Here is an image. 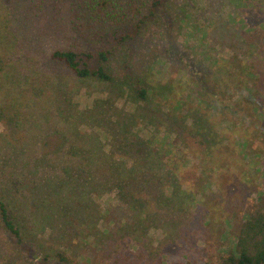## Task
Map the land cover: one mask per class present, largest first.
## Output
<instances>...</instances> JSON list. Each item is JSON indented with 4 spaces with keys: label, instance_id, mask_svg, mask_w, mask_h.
<instances>
[{
    "label": "rangeland",
    "instance_id": "374dc122",
    "mask_svg": "<svg viewBox=\"0 0 264 264\" xmlns=\"http://www.w3.org/2000/svg\"><path fill=\"white\" fill-rule=\"evenodd\" d=\"M0 1L8 12L5 16L0 9V24L9 34L0 77L23 87L0 106L5 110L0 116V200L13 212L25 239L46 237L44 248L67 249L70 264L215 262L229 243L222 238L231 225L264 206V107H252L264 105V95L254 96L249 89L264 83L253 78L240 82L235 72L222 77L215 71L213 80L206 58L231 60L236 56L233 45L241 43L236 52L246 59L249 55L241 52L247 47L244 34L250 29L253 36L264 32V0H167L132 46L110 56L107 68L114 83L79 79L51 54L57 49L97 51L105 44L100 35L110 39L114 29L124 31L134 17L148 12L151 0H139L141 14H128L127 23L110 24L111 29L95 12L77 9L79 0ZM261 35L255 34L259 43L264 41ZM126 61L139 86L151 89L149 101L137 99ZM182 101L186 107L181 105L172 125L169 109ZM123 135L127 147L118 146ZM164 137L172 142L170 155L183 171L175 184L161 173L144 176L140 171L120 189L111 178L116 166L111 172L93 168L92 174L76 167L71 175L78 185H64L55 194L42 184L47 174L31 175L34 160L48 158L57 165L49 174L58 175L60 160L76 164L73 158L88 156L82 148L88 150L91 144L106 156L101 159L92 152V158H112L127 171L136 161L145 163L148 145L162 158L151 141ZM71 144L81 150H69ZM15 156L29 165H5L4 160ZM11 173L20 175L16 179ZM171 183L189 204L161 201ZM66 198L73 202L66 211L72 210L71 217L78 220L70 221L67 231L56 228L58 215L54 211L51 217L41 204L58 205ZM14 244L0 220V264H37ZM53 249L47 251L48 264H62Z\"/></svg>",
    "mask_w": 264,
    "mask_h": 264
},
{
    "label": "trees",
    "instance_id": "16d2710c",
    "mask_svg": "<svg viewBox=\"0 0 264 264\" xmlns=\"http://www.w3.org/2000/svg\"><path fill=\"white\" fill-rule=\"evenodd\" d=\"M125 1L126 0H79L77 9H88L89 12H95V14L99 18L103 19V21H101L103 22V25L108 26L111 29V25L115 26L119 25L120 23H127L129 21L128 14L132 15L133 17L134 15L136 16L138 14H141L139 8L143 6V3H141L139 0H128L127 2ZM166 2L167 0H151L147 8L148 12L141 14L138 19L134 17L135 20H133V23L129 24L124 31L114 29L110 39L104 38L100 35V37L105 40V44L95 52H76L69 49H57L52 52L51 59L62 63L79 79L96 78L97 80L102 82L114 83V79L110 75L109 70L107 68L110 56L115 50L122 46H132V44L141 34L142 29L145 27L148 21L151 20L157 13L163 11ZM127 6L129 7V11H126L125 9ZM1 8L4 9L3 14H5L6 16L8 12L6 5H4L3 2H1L0 4V9ZM81 18L85 20L86 16L81 15ZM88 19L90 18L88 17ZM86 22L87 24L89 23V21ZM5 28L6 27L1 26L0 24V58H3V60L4 57H6L7 55L6 54L3 57L7 44L4 43L9 40V34ZM251 32L252 31L250 29L247 35L244 34L245 44L247 45V47L245 50L241 51L245 57L246 55H249L250 57L248 56L246 59L243 60L238 58L239 53H237L236 51H238V45L241 47V43H236L235 45H233L232 48L236 50L234 52L236 56L231 60L219 63L214 60L211 55H207L206 61H208V65L212 66L214 70L213 80H216L217 77L215 76V71L218 72L217 74L221 75L222 77H229L228 73L235 72L237 75L235 79L239 78L240 82L253 78L261 80L264 83V53L262 51L264 41H260L259 43L255 39V34H262V38V36H264V32L257 31L255 32L254 36L250 34ZM177 53L180 52L178 51ZM6 61L11 63L12 60L6 59ZM127 64L128 62L126 61V63L124 64V68L126 72H128V76L130 77V79H133L132 83L134 84L136 89L137 99L146 102L149 101V93L151 89L139 86L141 84V81L136 79L131 74ZM18 80L20 79L18 78ZM6 82L7 81L0 77V106L7 105L10 102L11 96L12 98H16V94L23 90V87H20L22 86V84L14 86ZM240 82L236 84L239 86ZM249 89L253 91L254 96H256V93L264 95V85H260L256 88L249 87ZM201 102H203V100ZM184 103L185 101H182L180 105L170 107L169 112L173 115L172 120H169L170 124L173 125L175 123L174 116L178 115L179 111L183 109ZM254 104H252V107H264V105L260 106L258 104ZM4 112V109H0V116H2ZM197 122L198 119H195L194 123L190 124L191 128L193 127V125H196ZM70 131L75 132V129ZM74 134L76 135L77 139H82V136H80L79 133ZM126 136L127 135H123V141H119V147L128 146V138ZM154 140L155 139H153L151 143L157 145L158 151L163 160L159 157L158 154L151 153L150 146L148 145V153L146 154L147 157L144 159L145 163L139 166L138 161H136L129 169H127V171L125 170V167L118 164V162L114 161V159L112 158H108L109 161L107 159L102 161L92 158L93 156L96 157L95 154H92V152L99 153L101 159H105L104 157L106 156L102 153L103 150L100 147L94 148L95 145L91 144V148L88 150L82 148V151H84L85 153L84 155L88 154L89 157L80 155L74 157L73 159L75 160L74 162H76V164H71V160H60L58 162V175L52 176L49 174L50 171L55 172V168L57 167V165L55 167L53 163L54 161H52L53 159L51 158L42 159L40 161L38 159H35V166L31 175L40 178L41 173H43L44 175L47 174L44 180L41 179L43 180L42 184L47 188V190H51L55 194L61 193L63 191L62 186L64 185L65 189H69L71 186L76 187L75 185H78L74 180V178L76 179V177L72 178L71 175L72 172H75L76 167H81L82 169L80 170L87 169V171L92 174L94 169H100L103 171V168H105V170H107L108 168L109 172H111L112 168L116 166L118 172H116L115 175L112 174L113 176L111 178L116 184L119 185L118 187L120 189L127 184V180L132 181L135 178L137 179L136 174H140V171L144 176L145 174L153 175L155 173H161L162 179H165L166 181L171 179L174 181L175 184L181 178V174L183 173V171L178 166V163L175 162V160L172 158V155H170L172 152L173 144L172 142L168 141L166 137L160 139V141H158L157 143ZM78 149H80V146L78 147V145L76 144H71L69 146V150L76 151ZM212 153L213 150L211 149L208 153L210 159L213 156ZM11 158H13L12 161L4 160L5 165H9L10 167L17 165L18 163L23 165L24 167H26V165H29L28 161H25L23 159H17L18 156ZM106 162H108V164H106ZM208 164V158H204V165ZM164 166L167 168V171H165ZM11 175L17 179L20 174L11 173ZM170 185L171 186H169L168 188V194H166L165 192L161 193V201H164L163 203H167V201L175 202V204L179 205L183 202H188L189 204V199L185 200L184 195L178 193L179 188L173 185V183H171ZM4 186L7 187L6 185ZM81 198L86 197L82 195ZM137 200L139 201V199ZM71 202V199L66 198L63 199L60 203L58 202V205L54 204L52 206H48L44 202L41 203L47 210L50 211L49 214L51 215V217L54 211L58 215V226L56 227L57 229L62 230L65 228L64 230L67 231L70 228H68L67 226L68 224H70V221L78 222V220L73 219L74 217H71L73 216L72 210L66 211V209L70 208L73 205V202ZM0 220L3 229L15 239L14 249L21 253L29 254L31 258L34 257L37 264H48V259H50V255L49 253H47V251L50 252L49 250H52L53 247L44 248L47 245L46 237L41 236L39 238V236L37 235V237L35 238H28L26 240L20 226H18L14 220L13 212L11 211V209L8 208L7 204L3 200H0ZM66 222L69 223L66 224ZM226 222L227 219L225 218L223 220V223ZM222 236L223 232L220 234V238ZM224 239L227 241L229 239V243L226 244V248L222 251L219 258H217L215 262L211 263L204 261V263H201L200 261H194L187 262L186 264H264V206H258L253 212L246 213V215L244 216V220H240L238 224L235 223L233 226L231 225V231L222 238V240ZM53 250L55 251L54 253L52 252L53 257L57 259L58 263H71V260L69 259V252L67 249L62 252H59L60 249L58 248ZM37 252H40L38 256Z\"/></svg>",
    "mask_w": 264,
    "mask_h": 264
}]
</instances>
